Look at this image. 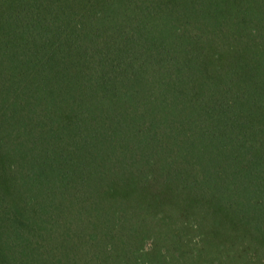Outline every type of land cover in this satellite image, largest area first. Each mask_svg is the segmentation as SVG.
Listing matches in <instances>:
<instances>
[{"label": "trees", "instance_id": "trees-1", "mask_svg": "<svg viewBox=\"0 0 264 264\" xmlns=\"http://www.w3.org/2000/svg\"><path fill=\"white\" fill-rule=\"evenodd\" d=\"M0 264H264V0H0Z\"/></svg>", "mask_w": 264, "mask_h": 264}, {"label": "rangeland", "instance_id": "rangeland-1", "mask_svg": "<svg viewBox=\"0 0 264 264\" xmlns=\"http://www.w3.org/2000/svg\"><path fill=\"white\" fill-rule=\"evenodd\" d=\"M198 134V133H197Z\"/></svg>", "mask_w": 264, "mask_h": 264}]
</instances>
